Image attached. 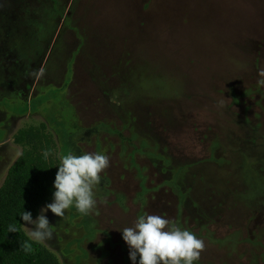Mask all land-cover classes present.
Here are the masks:
<instances>
[{"label": "rangeland", "instance_id": "rangeland-1", "mask_svg": "<svg viewBox=\"0 0 264 264\" xmlns=\"http://www.w3.org/2000/svg\"><path fill=\"white\" fill-rule=\"evenodd\" d=\"M260 67L264 0H0V184L45 123L58 158L109 157L88 216L44 213L60 264H132L141 214L202 239L195 264H264Z\"/></svg>", "mask_w": 264, "mask_h": 264}, {"label": "clouds", "instance_id": "clouds-1", "mask_svg": "<svg viewBox=\"0 0 264 264\" xmlns=\"http://www.w3.org/2000/svg\"><path fill=\"white\" fill-rule=\"evenodd\" d=\"M256 84L264 88V67L257 69ZM49 155L48 150L43 152L45 160ZM57 166L51 202L41 208L35 219L30 211L19 213L32 228L28 240L20 245L25 252L32 251L33 243L52 239L54 230L44 215L47 210L58 217H64L65 210L73 207L82 216L90 214L96 204L93 189L100 184V174L109 166V157L103 152L77 155L69 150L59 155ZM8 230L17 228L9 225ZM121 237L132 264H195L204 248L203 240L195 233L155 214L139 215L132 226L121 229Z\"/></svg>", "mask_w": 264, "mask_h": 264}, {"label": "trees", "instance_id": "trees-1", "mask_svg": "<svg viewBox=\"0 0 264 264\" xmlns=\"http://www.w3.org/2000/svg\"><path fill=\"white\" fill-rule=\"evenodd\" d=\"M46 128L45 123L28 125L13 135V141L22 151L0 185V264H60L56 255L41 242L33 243L31 252L20 247L29 237L19 213L30 211L35 219L41 206L52 199V181L59 158L56 142ZM45 150L50 152L47 160L43 157ZM9 225L17 231H9Z\"/></svg>", "mask_w": 264, "mask_h": 264}, {"label": "flooded vegetation", "instance_id": "flooded-vegetation-1", "mask_svg": "<svg viewBox=\"0 0 264 264\" xmlns=\"http://www.w3.org/2000/svg\"><path fill=\"white\" fill-rule=\"evenodd\" d=\"M5 130H7V129H5ZM3 164H5V162H4ZM10 165H11V164H10ZM10 165H9V166H10ZM8 168H9V167H8ZM8 168H7V169H8Z\"/></svg>", "mask_w": 264, "mask_h": 264}, {"label": "crops", "instance_id": "crops-1", "mask_svg": "<svg viewBox=\"0 0 264 264\" xmlns=\"http://www.w3.org/2000/svg\"><path fill=\"white\" fill-rule=\"evenodd\" d=\"M4 179V178H3ZM1 185V184H0Z\"/></svg>", "mask_w": 264, "mask_h": 264}]
</instances>
